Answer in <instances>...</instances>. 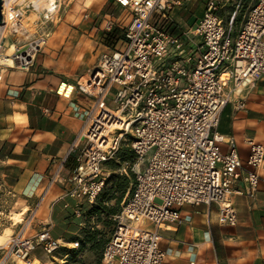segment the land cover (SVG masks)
Instances as JSON below:
<instances>
[{"label":"built area","instance_id":"obj_1","mask_svg":"<svg viewBox=\"0 0 264 264\" xmlns=\"http://www.w3.org/2000/svg\"><path fill=\"white\" fill-rule=\"evenodd\" d=\"M67 0H2L0 80L4 70H29L60 22ZM122 9L105 27L120 26L122 43L104 54L78 90L92 100L86 123L69 155L76 167L50 181L70 183L66 194L76 206L90 208L102 193L109 173L105 165L131 142L138 164L133 190L127 196L117 228L104 251L103 264H165L166 225L190 221L187 205L219 206V224L238 223L236 196L255 198L264 165V144L247 141L250 155L243 164L235 139L218 132L225 107L264 78V0L250 9L239 31L236 13L230 21L219 14L217 0H208L203 18L190 33L173 32L176 7L197 0H114ZM36 17L39 31L28 21ZM201 42L196 43L194 38ZM13 48V52L9 51ZM11 59L10 63L7 62ZM6 60V61H5ZM117 88L109 106L111 92ZM123 119L122 126L117 125ZM226 145V151L223 149ZM239 181L244 187L239 188ZM1 190V182H0ZM38 208L30 210L22 230L0 250L5 261L30 262L42 248L52 254L62 241L49 228L28 235ZM79 249L80 242H72Z\"/></svg>","mask_w":264,"mask_h":264},{"label":"crops","instance_id":"obj_2","mask_svg":"<svg viewBox=\"0 0 264 264\" xmlns=\"http://www.w3.org/2000/svg\"><path fill=\"white\" fill-rule=\"evenodd\" d=\"M73 2L63 10L66 31L48 38L33 66L1 74L0 233L11 230L17 234L22 230L23 226L12 222L16 210L38 208L30 236L49 228L55 239L66 241L81 229V220L70 214L80 216L81 210L90 209L86 203L77 207L75 200L66 197L70 183L50 186V181L58 172L65 176L76 167L69 151L92 106V100L78 90V85L88 79L104 54L120 47V26L110 32L105 27L111 17L122 14V9L114 0ZM254 2L225 0V11L219 14L230 21L236 13L237 30ZM228 6L233 7L231 13L226 12ZM199 11L188 19L191 26L199 22ZM241 97L245 109L237 107L240 97L234 96L222 112L218 132L235 139L246 166L250 155L247 141L264 144V78L245 89ZM113 99L110 96L109 106L115 109ZM222 147L226 151V145ZM260 176L255 198L235 197L238 223L234 227L219 224L217 204L183 207V214L191 220L168 224L162 232V245L168 252L165 264H264V165ZM237 187L243 188L244 182L239 181Z\"/></svg>","mask_w":264,"mask_h":264},{"label":"rangeland","instance_id":"obj_3","mask_svg":"<svg viewBox=\"0 0 264 264\" xmlns=\"http://www.w3.org/2000/svg\"><path fill=\"white\" fill-rule=\"evenodd\" d=\"M71 1L70 6L72 7V4L74 3L73 1L75 0H67L66 5L69 4ZM207 1L208 0H197V2L190 4L187 3L184 6L181 7H176L174 10H172L173 13V23L174 27L172 28L173 32H181V33H190L194 30L196 25L191 26L187 21L189 18L192 16L197 15V11H201V17L199 18V21L203 18L206 7H207ZM218 1V11L219 12H224L225 10L222 9V6L224 5L225 0H217ZM258 0H255L254 5L257 3ZM232 3V2H231ZM66 7V6H65ZM64 7V8H65ZM228 11L226 12L231 13L233 10L232 6H228ZM64 10V9H63ZM199 11V12H200ZM225 14V13H224ZM62 18L60 22L56 26L52 28V33L51 36L59 35L61 33H64L66 31V28L63 24L65 21V18L63 17V12H62ZM187 19V20H185ZM36 17H31L28 21L29 27H31L32 34L36 35V31H39L38 25L35 22ZM177 21V22H176ZM184 21H186L188 24L185 25ZM226 21V20H225ZM228 22V21H226ZM244 23V22H243ZM243 23H239L240 27L236 30V22L234 23V29L235 31H239L240 28L242 27ZM242 24V25H241ZM58 33V34H57ZM194 40L196 41L197 44L201 42V39L199 37H194ZM110 52V51H108ZM12 51H9V54H11ZM86 81V80H85ZM118 92L117 88H114L111 92V96H115L116 93ZM131 148V142L128 139V141L122 143V147L119 152H122L123 154L127 153V150ZM132 149V148H131ZM119 155V153H118ZM117 155L116 158L111 160L105 165V171L106 174L109 173L110 175L108 176V179L106 181V185L100 194V196L105 192V189L107 188L109 179L112 176H128L134 178V182L136 180V171H139L141 168H143L144 163L138 164V161L136 160V157L133 160H123ZM0 182H1V189H3V182L2 178L0 177ZM133 187V185H132ZM1 191V190H0ZM131 191H128L126 196L124 197V200L121 204L120 210L118 215L121 213L122 208L124 206V202L129 195ZM99 196V197H100ZM98 197V198H99ZM97 198V200H98ZM96 200V202H97ZM114 203V202H113ZM88 208H84V210H81L79 212L80 216H78L77 213L70 214V217H76L81 220V225L79 226L80 231L77 234H74L69 240L62 241V246L59 250L52 254L46 253L42 248H37V250L33 253L31 256L30 262H25L20 261L16 258H9L8 260L5 261V256L6 252L2 249L0 250V264H103V259H104V251L106 248V245L108 242L111 240L112 236L114 235L116 228H117V221H116V216L113 218L108 217L107 215L100 216H90L88 212ZM21 212V213H20ZM29 210L27 208H23L16 210L12 214V222L16 223L19 227H22L29 215ZM32 227V225H31ZM30 227L29 234H32L33 229ZM94 229H98L101 231V234L98 236V242L100 241L104 242L105 245L97 250H92L90 245H87L86 247H83L82 244L86 242V238L89 233L94 232ZM74 230H77V228H74ZM59 234H64L65 231L59 230ZM15 234L11 230L5 231V233H0V246H3L6 244V242ZM80 242V248L79 249H74L72 248L71 243L72 242ZM67 242V243H65Z\"/></svg>","mask_w":264,"mask_h":264},{"label":"trees","instance_id":"obj_4","mask_svg":"<svg viewBox=\"0 0 264 264\" xmlns=\"http://www.w3.org/2000/svg\"><path fill=\"white\" fill-rule=\"evenodd\" d=\"M123 37V36H122ZM123 160H133L136 155L134 151L130 148L127 150V153L123 154L119 152L118 155ZM134 178L128 176H112L109 179L107 188L105 192L98 198L97 202L92 205L89 211L90 216H104L107 215L110 218L118 215L121 204L124 200V197L128 193V191H132L134 185ZM114 202V203H113ZM101 234V231L98 229H94V232L89 233L86 242L82 244L83 247L87 245L91 246L92 250H97L102 248L105 243L100 241L98 242V236Z\"/></svg>","mask_w":264,"mask_h":264},{"label":"bare ground","instance_id":"obj_5","mask_svg":"<svg viewBox=\"0 0 264 264\" xmlns=\"http://www.w3.org/2000/svg\"><path fill=\"white\" fill-rule=\"evenodd\" d=\"M10 51L13 52V48H11ZM5 61H6V60H5ZM5 63H10V64H11V63H12V62H11V59H8L7 62H5ZM117 119H119L117 125H118L119 127H121V126H122V123H123V119H122V118H119V117H117ZM24 263H25V262H24Z\"/></svg>","mask_w":264,"mask_h":264},{"label":"water","instance_id":"obj_6","mask_svg":"<svg viewBox=\"0 0 264 264\" xmlns=\"http://www.w3.org/2000/svg\"><path fill=\"white\" fill-rule=\"evenodd\" d=\"M3 21V15H2V0H0V24Z\"/></svg>","mask_w":264,"mask_h":264}]
</instances>
